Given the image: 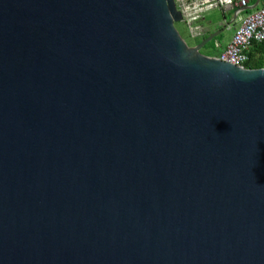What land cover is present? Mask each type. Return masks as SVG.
I'll return each mask as SVG.
<instances>
[{"label":"water","instance_id":"water-1","mask_svg":"<svg viewBox=\"0 0 264 264\" xmlns=\"http://www.w3.org/2000/svg\"><path fill=\"white\" fill-rule=\"evenodd\" d=\"M179 19L0 0V264H264V67Z\"/></svg>","mask_w":264,"mask_h":264},{"label":"built area","instance_id":"built-area-1","mask_svg":"<svg viewBox=\"0 0 264 264\" xmlns=\"http://www.w3.org/2000/svg\"><path fill=\"white\" fill-rule=\"evenodd\" d=\"M173 4L179 13V22L192 41L201 40L208 34L203 23L205 14L219 11L224 27L229 29L224 14L232 12L233 30L226 44L222 46L218 40L212 41L217 52L212 57L218 60L245 66L252 45L264 41V0H173Z\"/></svg>","mask_w":264,"mask_h":264},{"label":"rangeland","instance_id":"rangeland-1","mask_svg":"<svg viewBox=\"0 0 264 264\" xmlns=\"http://www.w3.org/2000/svg\"><path fill=\"white\" fill-rule=\"evenodd\" d=\"M224 18H225V21H227L230 25L229 29L224 27V24L222 22L223 17L219 11L213 10V11H210L207 15H205V20L208 21L209 27L211 29H213L214 27H217L218 33L213 38L218 40L222 46H224L226 44V42L228 41V39L232 33V30H233V24L230 23V20L232 18V12L229 11V12L225 13ZM173 25H174V28L176 29L177 33L185 41V43L188 46H192L195 41H192L188 37L186 30L184 29L183 25L179 21L173 23ZM199 52L202 54L208 53L211 55H214L217 53L215 49L210 48V40L207 41L203 46H201L199 48ZM262 61L264 63V56L262 58Z\"/></svg>","mask_w":264,"mask_h":264},{"label":"trees","instance_id":"trees-1","mask_svg":"<svg viewBox=\"0 0 264 264\" xmlns=\"http://www.w3.org/2000/svg\"><path fill=\"white\" fill-rule=\"evenodd\" d=\"M206 35L207 34H205L203 37H205ZM213 39L214 38L210 39V48H213L212 47ZM203 54L212 56L211 54L208 53H203ZM247 55H248V60L245 62V67L248 68L264 67V63L262 61V58L264 56V41L253 44L252 47L249 49Z\"/></svg>","mask_w":264,"mask_h":264},{"label":"crops","instance_id":"crops-1","mask_svg":"<svg viewBox=\"0 0 264 264\" xmlns=\"http://www.w3.org/2000/svg\"><path fill=\"white\" fill-rule=\"evenodd\" d=\"M212 11H213V10H212ZM208 13H209V12H208ZM208 13H207V14H208ZM207 14H205V15H207ZM203 23H204V25H205V27H206L208 33H209V32H215V31H218V30H217V27H214L213 29H211V28L209 27L208 21L205 20V16H204Z\"/></svg>","mask_w":264,"mask_h":264}]
</instances>
